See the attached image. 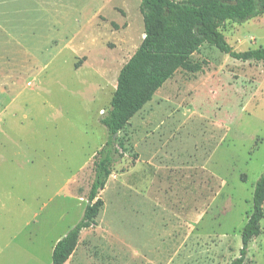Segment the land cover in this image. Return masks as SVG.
I'll return each instance as SVG.
<instances>
[{
  "label": "rangeland",
  "instance_id": "rangeland-1",
  "mask_svg": "<svg viewBox=\"0 0 264 264\" xmlns=\"http://www.w3.org/2000/svg\"><path fill=\"white\" fill-rule=\"evenodd\" d=\"M140 0H0V264H52L80 220L99 123L143 39ZM264 48V14L220 28ZM117 137L123 158L66 264H230L264 171V61L192 55ZM264 212V205H263ZM245 264H264V218Z\"/></svg>",
  "mask_w": 264,
  "mask_h": 264
},
{
  "label": "trees",
  "instance_id": "trees-1",
  "mask_svg": "<svg viewBox=\"0 0 264 264\" xmlns=\"http://www.w3.org/2000/svg\"><path fill=\"white\" fill-rule=\"evenodd\" d=\"M139 11L144 38L120 69L109 108L99 119L107 140L94 155L87 203L80 220L54 245L52 264L68 261L80 232L93 225L103 207L98 195L113 165L123 158L122 144L115 136L177 71H202V65L192 61L193 54L207 45L240 62L264 61V48L236 52L220 31L225 23H243L263 15L264 0H140ZM263 205L264 171L253 187L252 209L241 230L239 256L230 264H245L249 243L260 234Z\"/></svg>",
  "mask_w": 264,
  "mask_h": 264
},
{
  "label": "crops",
  "instance_id": "crops-1",
  "mask_svg": "<svg viewBox=\"0 0 264 264\" xmlns=\"http://www.w3.org/2000/svg\"><path fill=\"white\" fill-rule=\"evenodd\" d=\"M174 1H178V2H179V1H183V0H174ZM67 232H68V231H67ZM67 232H66V233H67ZM66 233H65V234H66ZM65 234H64V235H65ZM64 235H62L61 237H58V238L55 240V242L52 244L51 254H52V250H53V247H54V245L56 244V242H57L58 240H60ZM70 258H71V257H70ZM70 258H69V259H70ZM69 259H68V261H69ZM68 261H67V262H68ZM67 262H66V263H67ZM66 263H65V264H66Z\"/></svg>",
  "mask_w": 264,
  "mask_h": 264
},
{
  "label": "water",
  "instance_id": "water-1",
  "mask_svg": "<svg viewBox=\"0 0 264 264\" xmlns=\"http://www.w3.org/2000/svg\"><path fill=\"white\" fill-rule=\"evenodd\" d=\"M143 38H144V36H143ZM116 137V136H115Z\"/></svg>",
  "mask_w": 264,
  "mask_h": 264
}]
</instances>
